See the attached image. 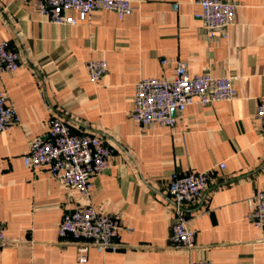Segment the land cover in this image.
Wrapping results in <instances>:
<instances>
[{
    "label": "crops",
    "instance_id": "0c3cea01",
    "mask_svg": "<svg viewBox=\"0 0 264 264\" xmlns=\"http://www.w3.org/2000/svg\"><path fill=\"white\" fill-rule=\"evenodd\" d=\"M230 1L236 16L222 38L194 17L196 0H132L133 10L121 19L100 10L69 25L49 22L35 0H0V42L18 52L20 63L0 73V91L17 118L0 131V264H264V227L245 217L248 200L264 188V132L255 117L264 96V0ZM67 15L78 18L74 10ZM101 58L106 73L92 82L85 62ZM177 61L187 63L190 75L232 76L235 97L193 102L173 128L139 125L129 116L134 84L170 78ZM53 115L76 132L103 135L114 148L87 198L45 166L24 165L29 143ZM211 168L207 189L187 210L194 247L175 249L171 176ZM86 205L120 216L118 248L91 246L79 262L74 241L61 238L58 226L65 213Z\"/></svg>",
    "mask_w": 264,
    "mask_h": 264
},
{
    "label": "built area",
    "instance_id": "2783aa9c",
    "mask_svg": "<svg viewBox=\"0 0 264 264\" xmlns=\"http://www.w3.org/2000/svg\"><path fill=\"white\" fill-rule=\"evenodd\" d=\"M38 12L49 22L75 24L96 11L109 10L123 18L133 10L132 0H35ZM200 11L194 17L200 20L206 32L227 38L228 27L234 22L236 4L230 0H196ZM174 9L178 4H173ZM74 10L78 18L67 15ZM165 63L166 60H161ZM20 66L19 55L6 41L0 42V73L15 72ZM89 80L98 82L106 73L105 59H89L85 62ZM232 76H215L209 72L190 75L187 63L177 61L173 75L144 77L134 84L133 105L129 116L139 125L158 124L173 128L176 116L187 105L197 102L210 104L232 100L236 91ZM255 117L264 132V96L258 100ZM16 113L8 102L6 91H0V131L16 123ZM114 148L106 143L103 135L95 132H76L63 117L53 115L48 128L35 137L22 159L27 168L45 166L50 176L66 187L74 188L82 198L90 195L92 179L109 167V157ZM225 164L219 162L217 168ZM215 168L204 171L189 170L173 173L168 188L169 204L173 214L169 240L178 250L194 247L196 230L189 226L188 207L207 189ZM246 219L259 228L264 227V188L248 200ZM120 216L98 212L86 205L65 213L58 226L61 238H71L76 245V257L85 262L89 247L98 252L116 250ZM5 243L4 229L0 225V248ZM189 264H212L211 260L190 261Z\"/></svg>",
    "mask_w": 264,
    "mask_h": 264
}]
</instances>
